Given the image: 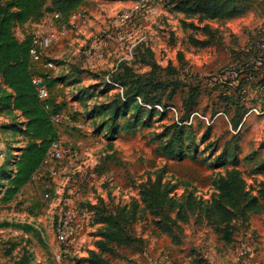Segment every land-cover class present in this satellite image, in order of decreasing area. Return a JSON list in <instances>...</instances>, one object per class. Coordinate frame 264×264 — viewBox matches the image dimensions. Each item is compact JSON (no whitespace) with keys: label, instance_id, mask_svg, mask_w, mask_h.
Masks as SVG:
<instances>
[{"label":"rangeland","instance_id":"rangeland-1","mask_svg":"<svg viewBox=\"0 0 264 264\" xmlns=\"http://www.w3.org/2000/svg\"><path fill=\"white\" fill-rule=\"evenodd\" d=\"M174 1L148 0V8L120 22L119 14L133 0H84L77 9L86 16L64 33L51 11L14 28L18 38L37 28L55 32L48 48L54 61L47 71L49 98L84 127L58 124L59 140L73 146L75 155L56 163L55 176L41 166L10 202H0V222L27 223L37 231L0 227V264H86L81 259L95 249L101 227L88 203L98 210L141 204V188L158 177L170 190L175 223L164 221L170 232H162L156 224L160 217L147 213L137 219L130 225L132 242L105 254L113 264H264V210L246 222L233 219L220 226L202 214H178L189 195L200 206L215 199L218 177L233 167L250 194L264 191V175L254 171L264 161V89L254 73H247L264 38V0H249L242 15L202 21L175 12ZM203 24L210 29L203 30ZM191 36L208 43H192ZM146 49L153 54L149 63L142 57ZM121 61L165 85L159 96L166 108L145 106L135 126L132 105L112 119L123 100L120 85L111 79ZM193 89L198 97L189 110L184 100ZM232 101L243 106L236 128L230 121ZM12 119L0 112V165L25 142L4 129ZM179 126L181 150L165 155L161 147ZM66 198L75 207L74 230L62 243L56 222Z\"/></svg>","mask_w":264,"mask_h":264},{"label":"trees","instance_id":"trees-1","mask_svg":"<svg viewBox=\"0 0 264 264\" xmlns=\"http://www.w3.org/2000/svg\"><path fill=\"white\" fill-rule=\"evenodd\" d=\"M83 1L49 0L47 3L46 0H0V112H5L14 119L8 126L4 125V129L25 138V144L14 146V154L0 165V202L2 204L10 202L41 167L51 143L59 139L57 125L52 122L51 115L62 113L60 105L52 98L46 99L49 109H45L43 103L37 98L31 76L33 74L42 76L48 87L50 85V80L47 79L48 70L32 66L28 54L30 35L28 33L19 39L14 34V28L24 26L33 18L43 16L45 11L59 12L65 22L70 12L77 9ZM248 2L249 0H175L172 9L187 18L197 16L199 21L224 20L242 15L248 8ZM201 28L205 31L210 29L207 24H203ZM190 41L202 46L208 43V40H198L193 36L190 37ZM251 52L252 55L255 54L254 47H251ZM142 57L149 63L153 54L146 49ZM254 71L252 68L247 73L250 76ZM61 79L64 81L63 78ZM111 79L120 85L123 99L120 98L117 106L114 107L113 120L116 118L118 109L120 111L130 105L135 108L134 126L135 123L140 122L141 110L145 106H151L150 111L155 108V105L166 108L167 105L159 96L165 90V85L158 80L136 74L127 61L119 62ZM259 85H264V81H261ZM76 97L80 98L78 95ZM197 97L198 91L193 89L185 98L184 101L189 110L196 104ZM237 104V101L231 102L233 114L230 121L234 128L238 126L242 118L238 112L243 110V106H237ZM81 122L83 123L82 120ZM108 128L111 131V128ZM183 133L180 126L174 128L166 144L161 147L165 155L176 154L181 150ZM217 159L225 161L227 158L218 156ZM228 160L231 164H236L234 156ZM254 171L264 175V161L258 164ZM216 189L218 191L216 198L203 206L196 204L189 195L179 208L178 214L181 218L189 213L202 214L210 225L220 226L232 222L233 219L246 222L250 215L260 214L264 210V191L257 195L250 194L240 171L234 167L218 177ZM169 192L170 190L166 185H162L158 177L141 188V204L132 202L129 206L120 205L111 210H98L95 205L88 203L90 208L95 209V219L101 223V227L97 232L98 238L94 242L95 249H89L87 255L81 260L86 264H113L105 254L112 252L113 248L129 245L132 242L130 225L137 219L145 217L147 213L160 217L156 224L162 232H170L164 221L169 220L175 223L176 218L169 215L170 211L174 210ZM3 226H14L23 231L37 233L27 223L1 221L0 227Z\"/></svg>","mask_w":264,"mask_h":264},{"label":"built area","instance_id":"built-area-1","mask_svg":"<svg viewBox=\"0 0 264 264\" xmlns=\"http://www.w3.org/2000/svg\"><path fill=\"white\" fill-rule=\"evenodd\" d=\"M148 8V0H133V4L127 10L122 11L119 14L118 20L120 22H125L130 19L134 14L145 10ZM86 16L85 11L81 9H75L68 15L67 21L62 20V16L59 12H53L51 14V19L56 21H61L60 33H64L65 27L71 24L75 26V23ZM30 42L28 48L29 60L32 66L39 67L44 70H50L54 67V62L52 58L48 57V48L52 40L55 38V32L46 33L43 30H33L29 33ZM258 58L256 57L254 74L255 79L258 81H264V38L261 40L259 46ZM47 57V58H45ZM255 58V57H254ZM31 83L34 85L36 90L37 98L43 103L45 109H49L46 99L49 97V90L46 82L42 76L33 74L31 76ZM51 120L54 124L58 125L66 121L68 125L74 126L79 129H83L84 124L81 120H73L70 116L63 113H53L51 115ZM76 150L70 144H63L61 141L55 140L51 143L45 158L43 159L41 166H48L50 176H55L57 173L56 163L60 162L64 158H71L75 155ZM4 156L3 152H0V159ZM48 196V194H45ZM74 218H75V207L69 198L63 201L60 209V214L56 222V234L58 239L62 243L69 241L71 234L74 230ZM241 257L244 256V251L239 252ZM242 264H246L243 262Z\"/></svg>","mask_w":264,"mask_h":264},{"label":"crops","instance_id":"crops-1","mask_svg":"<svg viewBox=\"0 0 264 264\" xmlns=\"http://www.w3.org/2000/svg\"><path fill=\"white\" fill-rule=\"evenodd\" d=\"M37 29H40V30H43V31L45 30V29H42V28H37ZM19 39H22V38H19ZM259 87L262 88V89H264V85H261V86L259 85ZM24 144H25V142H24L23 144L19 145V146H23ZM14 152H15V151H13V153H14ZM28 183H29V182H28ZM28 183H27V184H28ZM25 185H26V184H25ZM25 185H24V186H25Z\"/></svg>","mask_w":264,"mask_h":264}]
</instances>
